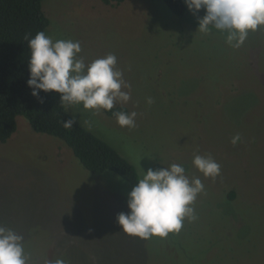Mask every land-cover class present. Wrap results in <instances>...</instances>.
<instances>
[{
    "label": "rangeland",
    "instance_id": "obj_1",
    "mask_svg": "<svg viewBox=\"0 0 264 264\" xmlns=\"http://www.w3.org/2000/svg\"><path fill=\"white\" fill-rule=\"evenodd\" d=\"M43 10L46 35L79 41L86 65L116 56L131 99L114 106L137 113L133 128L82 104L71 115L140 179L180 164L204 191L179 233L128 235L116 217L129 211L131 183L89 171L65 141L18 116L16 132L0 142V226L24 237L28 264H264V27L234 48L226 32L198 31L205 10L180 16L165 0H45ZM195 155H211L221 175L204 178Z\"/></svg>",
    "mask_w": 264,
    "mask_h": 264
},
{
    "label": "clouds",
    "instance_id": "obj_2",
    "mask_svg": "<svg viewBox=\"0 0 264 264\" xmlns=\"http://www.w3.org/2000/svg\"><path fill=\"white\" fill-rule=\"evenodd\" d=\"M184 2L194 16L205 10L203 18H198V31L208 33L214 28L226 32V42L234 48L244 44L250 31L264 27V0ZM25 40L31 51L27 83L33 89V96L39 98L41 90L60 94V103L66 113L73 105L79 104L86 110H112L115 103H126L131 99L130 93L122 90L130 88V85L123 79L122 71L116 68L115 55L108 54L86 65L84 58L79 56L82 51L79 41H53L43 31L34 38L26 35ZM148 102L151 103V99ZM115 115L120 126L135 127L136 112H118ZM75 123L73 114L72 119L63 122V126L71 129ZM240 139L236 135L232 143L235 145ZM192 163L206 179L215 180L221 175V166L211 155H195ZM203 191L202 180L189 178L180 164L156 170L149 168L128 194L129 211L119 213L116 221L128 235L145 240L153 236L166 238L170 233L181 231L185 218H196L191 205ZM23 240L24 237L15 231L0 226V264H28ZM46 264H65V261L58 258L46 261Z\"/></svg>",
    "mask_w": 264,
    "mask_h": 264
},
{
    "label": "trees",
    "instance_id": "obj_3",
    "mask_svg": "<svg viewBox=\"0 0 264 264\" xmlns=\"http://www.w3.org/2000/svg\"><path fill=\"white\" fill-rule=\"evenodd\" d=\"M44 1L0 0V142L11 138L18 128L17 117L25 116L35 131L65 141L89 171L97 174L114 171L134 187L140 179L139 172L118 150L77 120L71 129L63 126L73 116L61 105L60 94L41 90L39 98L32 95L33 89L27 83L31 51L25 36L34 38L40 31L46 34L51 19L43 10ZM125 1L102 0L113 6ZM165 2L177 15L187 11L184 0ZM105 111L112 117L118 112L130 114L123 105ZM229 193L233 198L237 192Z\"/></svg>",
    "mask_w": 264,
    "mask_h": 264
}]
</instances>
